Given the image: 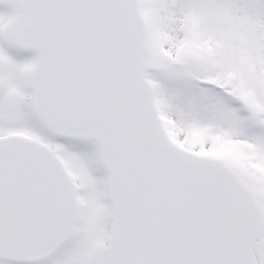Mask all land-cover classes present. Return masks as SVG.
<instances>
[{
    "label": "snow or ice",
    "instance_id": "obj_1",
    "mask_svg": "<svg viewBox=\"0 0 264 264\" xmlns=\"http://www.w3.org/2000/svg\"><path fill=\"white\" fill-rule=\"evenodd\" d=\"M0 264H264V0H0Z\"/></svg>",
    "mask_w": 264,
    "mask_h": 264
}]
</instances>
